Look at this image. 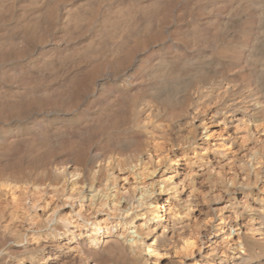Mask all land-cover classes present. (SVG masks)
<instances>
[{
  "label": "bare ground",
  "instance_id": "6f19581e",
  "mask_svg": "<svg viewBox=\"0 0 264 264\" xmlns=\"http://www.w3.org/2000/svg\"><path fill=\"white\" fill-rule=\"evenodd\" d=\"M0 264H264V0H0Z\"/></svg>",
  "mask_w": 264,
  "mask_h": 264
}]
</instances>
